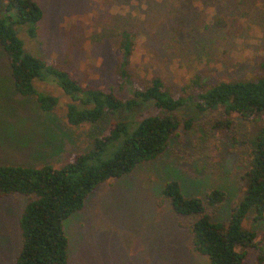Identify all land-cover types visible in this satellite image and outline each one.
<instances>
[{
	"label": "rangeland",
	"instance_id": "374dc122",
	"mask_svg": "<svg viewBox=\"0 0 264 264\" xmlns=\"http://www.w3.org/2000/svg\"><path fill=\"white\" fill-rule=\"evenodd\" d=\"M43 19L17 27L26 53L68 72L85 88L113 87L119 92L117 63L121 35L135 36L129 72L135 86L160 77L175 97L201 90L191 80L201 75L209 86L256 80L264 76V0H35ZM6 0H0L5 16ZM39 94L58 98L52 111L37 96L15 88L12 67L0 44V166L62 168L117 117L139 119L154 107L110 116L99 124L71 126V98L58 80H35ZM203 91V90H202ZM183 126L167 151L138 165L129 175L101 184L82 211L63 222L69 239V264H210L197 253L191 227L196 217L177 214L164 197L178 181L186 197L206 201L213 190L226 193L225 203L208 208L214 221L228 222L246 188L248 141L255 124L220 111L199 112L192 104L178 112ZM189 125V126H188ZM27 197L0 198V264H15L22 248L20 220ZM245 227L264 248V219L250 213ZM251 251L246 264H255Z\"/></svg>",
	"mask_w": 264,
	"mask_h": 264
},
{
	"label": "trees",
	"instance_id": "16d2710c",
	"mask_svg": "<svg viewBox=\"0 0 264 264\" xmlns=\"http://www.w3.org/2000/svg\"><path fill=\"white\" fill-rule=\"evenodd\" d=\"M4 9L5 16H0V44L12 67L15 88L23 96H37L43 110H54L58 98L39 94L33 82L50 77L58 78L71 98L67 109L71 126L96 125L110 116L146 106L156 110L139 119L117 117L94 138L91 149L76 153L60 169L50 165L0 166V198L21 195L29 199L20 220L22 248L15 264H69L70 242L63 222L82 211L101 184L129 175L138 165L162 156L183 126L178 112L188 104L199 112H222L227 119L219 122V127H229L228 119L232 117L255 124L248 141L249 166L243 176L246 188L226 223L214 221L207 213L208 208L214 210L225 203L227 195L222 190H213L205 201L186 197L181 184L170 181L163 195L177 214L197 218L191 227L194 249L210 264H246L253 250L258 252L255 264H264V248L257 234L245 227L250 213L257 220L264 219V76L222 81L204 92L208 83L195 75L192 88L201 91L188 97L172 95L160 77L146 86H135L129 65L136 38L125 31L116 68L119 92L113 87L85 88L70 73L56 70L54 65L25 52L17 27L31 24L32 36L37 33L35 26L44 13L35 0H6ZM261 67L264 71V62Z\"/></svg>",
	"mask_w": 264,
	"mask_h": 264
}]
</instances>
